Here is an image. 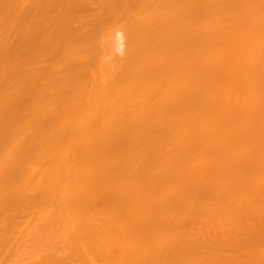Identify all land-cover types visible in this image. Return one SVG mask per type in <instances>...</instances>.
Segmentation results:
<instances>
[{"label": "bare ground", "instance_id": "6f19581e", "mask_svg": "<svg viewBox=\"0 0 264 264\" xmlns=\"http://www.w3.org/2000/svg\"><path fill=\"white\" fill-rule=\"evenodd\" d=\"M0 264H264V0H0Z\"/></svg>", "mask_w": 264, "mask_h": 264}, {"label": "rangeland", "instance_id": "374dc122", "mask_svg": "<svg viewBox=\"0 0 264 264\" xmlns=\"http://www.w3.org/2000/svg\"><path fill=\"white\" fill-rule=\"evenodd\" d=\"M237 92H238V91H237ZM211 146L213 147V145H210V146H209V151H208V152H210V150H211V149H210V148H211ZM215 146H216V145H214V147H215ZM211 151H213V148H212V150H211ZM211 153H212V152H211ZM214 153H215V152H214ZM214 153H212V154H214ZM212 154H211V156L213 157L215 154H214V155H212ZM217 154H218V152H216V155H217ZM207 155H209V153H207ZM216 155H215V156H216ZM218 155H219V157H220V153H219ZM211 156H210V157H211ZM215 156H214L213 158L211 157V158H212V160H215V159H218V158H219L218 156H216V158H215ZM210 157H208V158H210ZM217 157H218V158H217ZM211 158H210V159H211ZM214 158H215V159H214ZM200 199H202V200H203V197H202V198H200ZM202 200H201V201H202ZM222 201H223V200H222ZM222 201H219V202L223 203L224 201H223V202H222ZM204 202H205V200H204V201H203L201 204H203ZM206 202H207V201H206ZM204 204H205V203H204ZM176 214H177V213H176ZM177 216H178V215H177ZM24 217H25V216H24ZM21 218H22V217H21ZM25 218H27V219H28V217H27V216H26ZM24 222H25V224H26V221H24ZM200 224H202V223H200ZM200 224H199V225H200ZM204 224H205V223H204ZM205 225H206V224H205ZM205 225H204V226H205ZM200 226H201V225H200ZM206 227H207V226H206ZM206 227H205V228H206ZM202 228H203V226H202ZM200 229H201V228H200ZM202 230H203V229H202ZM205 230H206V229H205ZM38 256H39V255H38ZM40 256H41V254H40ZM40 256H39V259H40ZM36 257H37V256H36ZM37 259H38V258H37Z\"/></svg>", "mask_w": 264, "mask_h": 264}]
</instances>
